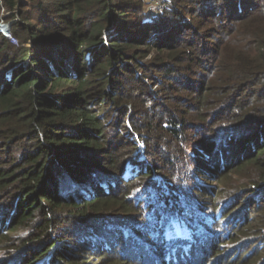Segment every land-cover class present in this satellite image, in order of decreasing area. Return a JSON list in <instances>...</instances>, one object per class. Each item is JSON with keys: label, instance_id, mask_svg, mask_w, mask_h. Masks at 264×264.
Segmentation results:
<instances>
[{"label": "trees", "instance_id": "obj_1", "mask_svg": "<svg viewBox=\"0 0 264 264\" xmlns=\"http://www.w3.org/2000/svg\"><path fill=\"white\" fill-rule=\"evenodd\" d=\"M145 2L0 0V264H264V0Z\"/></svg>", "mask_w": 264, "mask_h": 264}, {"label": "rangeland", "instance_id": "obj_2", "mask_svg": "<svg viewBox=\"0 0 264 264\" xmlns=\"http://www.w3.org/2000/svg\"><path fill=\"white\" fill-rule=\"evenodd\" d=\"M161 1L162 0H146V2L144 3L143 9H142V13L144 14V18L150 19L151 17L156 15L158 12L168 9L167 8L168 7L167 6L168 5L167 0H164V2L166 4L165 7H163V8L156 7V6H161L162 4H164L163 2L161 3ZM157 3H160V5H157ZM2 20H3V23L5 25L9 24V22H7L4 17ZM15 39L16 40L9 39V41L13 44H18L17 38H15ZM143 157L144 156H142V158ZM190 183H192V182H190ZM211 185H213V183ZM202 199H204V201H209V197H203ZM251 211H253V210L252 209H250V210L244 209L243 211H240V212H244L246 217H252V216H254V214H251L252 216H249ZM260 211L264 212V209L260 208ZM227 227H228V229L230 228V230H229V233H230L232 231L230 224H227ZM11 234L15 235L14 233H11ZM246 244L247 245H244V247L234 246V244L232 245V243H230L227 238L223 237V239H220V242H217V250L216 251L210 250L208 255H210L211 257L213 256V258H215V257L218 258V264H228L229 260H232V261L234 260L233 262L235 264L240 263V262H246V261H249L248 249L250 248V246L253 247V246L257 245V243H253L252 241H248V242H246Z\"/></svg>", "mask_w": 264, "mask_h": 264}, {"label": "built area", "instance_id": "obj_3", "mask_svg": "<svg viewBox=\"0 0 264 264\" xmlns=\"http://www.w3.org/2000/svg\"><path fill=\"white\" fill-rule=\"evenodd\" d=\"M162 2H163L164 4H162L161 6H156V7H158V8H163V7H165L166 4H165L164 0H162L161 3H162ZM157 5H160V3H157ZM9 28H10V25H9V24H8V25H5V24L3 23V20L1 19V20H0V33H1L5 38H7V39H13V40H16L15 37L11 34Z\"/></svg>", "mask_w": 264, "mask_h": 264}]
</instances>
